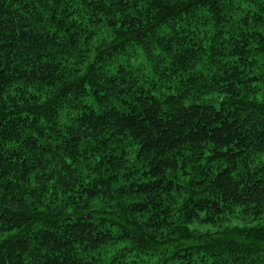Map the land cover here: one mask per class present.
<instances>
[{
    "label": "trees",
    "instance_id": "16d2710c",
    "mask_svg": "<svg viewBox=\"0 0 264 264\" xmlns=\"http://www.w3.org/2000/svg\"><path fill=\"white\" fill-rule=\"evenodd\" d=\"M0 264H264V0H0Z\"/></svg>",
    "mask_w": 264,
    "mask_h": 264
}]
</instances>
